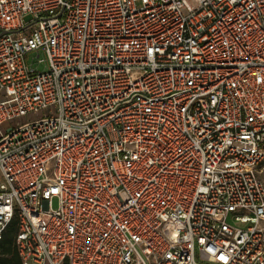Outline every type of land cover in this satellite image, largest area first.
I'll list each match as a JSON object with an SVG mask.
<instances>
[{
  "label": "built area",
  "instance_id": "built-area-1",
  "mask_svg": "<svg viewBox=\"0 0 264 264\" xmlns=\"http://www.w3.org/2000/svg\"><path fill=\"white\" fill-rule=\"evenodd\" d=\"M263 163L264 0H0L21 264H264Z\"/></svg>",
  "mask_w": 264,
  "mask_h": 264
},
{
  "label": "trees",
  "instance_id": "trees-1",
  "mask_svg": "<svg viewBox=\"0 0 264 264\" xmlns=\"http://www.w3.org/2000/svg\"><path fill=\"white\" fill-rule=\"evenodd\" d=\"M16 219H13L0 239V264H21L14 244Z\"/></svg>",
  "mask_w": 264,
  "mask_h": 264
},
{
  "label": "rangeland",
  "instance_id": "rangeland-1",
  "mask_svg": "<svg viewBox=\"0 0 264 264\" xmlns=\"http://www.w3.org/2000/svg\"><path fill=\"white\" fill-rule=\"evenodd\" d=\"M45 54L43 52L40 53H36V52H31L27 55V63H29L30 65H32L33 67H35L37 70H45L46 67V63L44 61H38L39 58H44ZM32 115H28L27 117H30ZM26 118V117H24ZM21 119H18V121H20ZM13 124V121H12ZM11 125V121H5L2 124V127H7ZM259 176L264 180V163L261 165L260 170H259ZM230 222H232V220H229Z\"/></svg>",
  "mask_w": 264,
  "mask_h": 264
}]
</instances>
